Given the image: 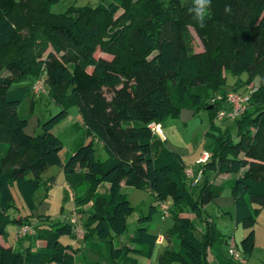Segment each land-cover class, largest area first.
Masks as SVG:
<instances>
[{
    "label": "trees",
    "instance_id": "1",
    "mask_svg": "<svg viewBox=\"0 0 264 264\" xmlns=\"http://www.w3.org/2000/svg\"><path fill=\"white\" fill-rule=\"evenodd\" d=\"M56 1L0 0V235L14 221L34 228L24 237L43 240L36 249L22 251L0 243V264H76L79 251L91 257L90 264H141L139 257L149 256L156 242L148 225L160 201L170 202L173 224L168 231L177 235L178 245L166 247L157 264H208V248L217 264H234L224 250L228 236L204 215L205 205L225 191L233 198L234 221L248 229L240 243L250 253L255 215L264 208V0H211L203 27L189 11L193 0H97L53 12L50 6ZM188 26L207 50L223 35L233 42L231 52L224 53L216 42L203 68L190 50ZM22 29L28 30L25 36L19 34ZM222 68L247 74L244 91H237L238 83L233 91L244 93L256 84L241 115L229 119L235 137L229 127L213 124L223 103L207 101L211 94L227 92ZM39 77L48 88L39 99L44 96L59 109L41 123V132L29 134L28 114L20 108ZM70 103L77 106L91 139L76 143L62 161V141L51 129L67 115ZM200 107L209 110L205 135L211 143L202 177L192 184L182 155L167 148L165 138L148 123L162 125L182 108ZM94 140L103 147L104 160L95 157ZM52 165L60 166L74 191L82 246L60 240L76 236L70 221L8 214L14 200L11 186L33 210L34 193L53 182L42 178ZM220 174L228 177L214 182ZM104 182L107 188L98 191ZM124 185L148 189L156 204L138 217L128 242L115 246L112 237L125 232L132 211ZM79 187L85 189L81 194ZM185 208L194 216L184 215ZM196 220L203 223L197 234Z\"/></svg>",
    "mask_w": 264,
    "mask_h": 264
},
{
    "label": "rangeland",
    "instance_id": "2",
    "mask_svg": "<svg viewBox=\"0 0 264 264\" xmlns=\"http://www.w3.org/2000/svg\"><path fill=\"white\" fill-rule=\"evenodd\" d=\"M96 3L97 0H58L51 4L50 9L53 12H63L70 6L79 7L83 5H95ZM119 13H121V10L117 11L114 16L116 17ZM26 33H28V30L26 29L19 31V34L24 36ZM188 34L190 50L192 53L198 56L200 64L203 68L206 67L208 60L213 54L211 49L213 44L220 42L223 52L226 54H229L233 47V42L221 35V39L213 41L211 48L207 50L202 45L200 39L191 26H188ZM221 75L225 77L224 84L222 85L223 90L232 91L233 87L238 83L240 85L239 87L237 86V91H244L245 87L243 85V81L246 78V72L234 75L230 71L224 72V69L222 68ZM252 85L256 86L255 83H252ZM30 92V97L27 101H25L22 108H20V111H23L22 113L24 114H28L26 115L28 120L25 126V131L29 134H35L42 131L41 123L51 114L55 113L59 109V106L47 101L44 96L39 99V95H44V93L34 92L32 89ZM209 94H211V92ZM32 100H35L36 103H34L33 107H31L29 111ZM66 109L67 115L51 129L52 132L56 134L62 141V148L59 151V156L62 161H64L69 156L76 143L81 140L89 141L91 139L89 135H85L84 133V127L80 122V115L75 103L68 104ZM210 121L209 110L206 107H200L196 110L183 108L180 115L174 117L169 116L163 120L162 130L167 138V143L173 146L174 149L184 151L185 148H190L189 150H191L194 146L193 139L195 137V139L200 141V147L197 150V153H200L201 151L203 153V150L209 151V145L211 143L210 138L205 135V130L210 126ZM213 122L214 126L220 129L229 127L231 134L235 137L236 126L232 120H219L214 118ZM93 146L95 157L100 161L104 160L106 158V153L101 144L94 140ZM186 157L187 156H185V158ZM42 178L45 180L52 178L53 182L46 187L43 184L39 186L38 190L34 193L33 201L35 207L33 210L28 209L24 205L16 186H11L14 200L13 205L8 209V214L10 217L17 218L22 216L28 217L30 220H34L38 216L49 215L50 217L56 218L61 222L69 221L71 215L74 214V209L77 208V205L73 199L74 191L68 186L60 166L52 165L48 167L42 173ZM106 187L107 183L104 182L97 187V190L101 192L104 191ZM83 190H85L84 187H79L77 192L81 194L83 193ZM122 190L125 193L130 205L132 206V211L126 217L125 232L119 236L114 235L112 237V241L115 246H119L125 242H128L129 236L133 233L135 227L138 224V217L146 215L148 213L149 206L151 204H156L153 194L146 188L139 189L129 185H124ZM225 194L226 193H222L220 196H224ZM168 203L170 205L169 201ZM88 206L89 203L82 206V208ZM232 212L233 210H231V213ZM183 214L191 215L192 212L189 208H185L183 210ZM227 214L223 218H221L220 215H214L212 218L216 222L218 229H220L225 235L230 236L232 233L234 234L237 248L241 252V256L244 258V262H242V264H264V208H259L255 215V223L252 227L254 234V245L250 253H244L240 243V240L246 235L248 229L243 228L240 224L237 225V229L234 228V221H232V219H230ZM162 216L163 215L161 214L160 210H157L153 213L152 221L148 225L149 231L153 233H157L162 229L167 231L168 228L172 226V217L169 215L164 217ZM195 222V232L197 234L198 228L200 227V222L197 220ZM16 227L17 225L14 221H10L5 226L4 237L7 238V242L12 246L13 249L22 251L24 248L30 247L31 250H34L37 246L43 243V240L33 237L30 239L27 237L18 239L16 236ZM60 240L64 243H70L72 245H82L83 243L81 238L77 236L74 238L61 236ZM102 246L104 247L105 245L102 244ZM225 251L227 254L226 256L232 259L228 255L227 249ZM87 259H91V257H88V255L84 256L81 251H79V253H77L75 256L77 264H87ZM140 259L142 262H144L145 257H141ZM102 260L104 259L102 258ZM232 261L234 264H239L238 261L233 259ZM44 264L56 263L46 262Z\"/></svg>",
    "mask_w": 264,
    "mask_h": 264
},
{
    "label": "built area",
    "instance_id": "3",
    "mask_svg": "<svg viewBox=\"0 0 264 264\" xmlns=\"http://www.w3.org/2000/svg\"><path fill=\"white\" fill-rule=\"evenodd\" d=\"M31 89L34 92L46 93L47 87L43 78L39 77L35 79L31 85ZM256 89L252 84L248 85V90L244 93H239L237 91H227L225 93H214L211 94L207 101L209 103H215L221 101L223 104L216 109L215 119H234L241 115L244 111L246 104L248 102L249 95ZM150 130L157 135L159 138L164 139L162 132V125L160 122L151 121L148 123ZM209 155L208 151L203 152L200 158L195 162L196 166L188 165L184 169V174L186 177L191 179L192 184L197 183L202 177L201 164L207 159ZM169 203L168 201H160L158 204V209L163 216L169 215ZM73 225V231L75 235L79 238L83 236V229L81 221L78 216L74 213L71 215L69 220ZM34 228L30 224H20L16 227L17 238H22L26 235L33 234ZM227 253L235 261L244 262V258L241 256L239 249L237 248L235 239L232 235L228 236L227 239ZM147 264H150L147 262Z\"/></svg>",
    "mask_w": 264,
    "mask_h": 264
},
{
    "label": "crops",
    "instance_id": "4",
    "mask_svg": "<svg viewBox=\"0 0 264 264\" xmlns=\"http://www.w3.org/2000/svg\"><path fill=\"white\" fill-rule=\"evenodd\" d=\"M182 109L180 110L179 115H180V113H182ZM162 127H163V121H162ZM162 132H163V130H162ZM163 135L165 137V146L167 148L179 152L182 155V157L184 159V162L187 164V166L188 165H194V166H196V164H195L196 160L198 158H200L201 155L203 154L202 151L200 153H197V150L200 147V145H199L200 144L199 143L200 141L198 139H195V137H194V139H193L194 146H193V148L191 150H189L190 148H185L184 151H179L177 149H174L173 146H171L169 143H167V138H166V136H165L164 133H163ZM204 151H206V150H203V152ZM185 156H187V157L185 158ZM227 177H228V174H220L213 181L214 182H219L220 180L225 179ZM224 193H226L224 196H218L216 198H213L210 203H208L207 205H205V213H204V215L207 216V220L208 221L215 222L214 219L212 218V216H214V215L215 216L216 215L217 216L220 215L221 218H223L227 214V213H224V211L228 212L227 215L230 217V219H232V221H234V218H233V212H234L233 198H232V196L230 195V193L228 191H225ZM229 208L231 210H233L232 213H231V210ZM191 215L194 216L193 214H191ZM191 215H189V216H191ZM162 217H164V216H162ZM215 224H216V222H215ZM237 225L238 224L234 221V228L237 229ZM201 226H203V223L200 221V227L198 228V230H200ZM216 227H217V224H216ZM155 234L157 235L156 242H155L153 248L151 249L150 255L149 256H140L139 257V261H140L141 264H147V262H149L150 264H157V260H158L159 254L166 247H177V245H178L177 235L174 234V233H170L168 230L166 231V230H163L162 229L161 231H158ZM231 235L234 237V234L233 233ZM226 237H227V235H226ZM0 243L3 244V245H5V246L12 247L7 242V238L4 237V236H2V235H0ZM74 246L75 247H78V246H82V245H74ZM226 248H227V244L225 245L224 250H226ZM82 251H84V250H82ZM141 257H145L144 262L141 261V259H140ZM206 258H207L208 264H217V261L213 257V254H212V252L210 251L209 248H208V252H207ZM90 262H92L91 259H87L86 260V263L87 264H90Z\"/></svg>",
    "mask_w": 264,
    "mask_h": 264
},
{
    "label": "clouds",
    "instance_id": "5",
    "mask_svg": "<svg viewBox=\"0 0 264 264\" xmlns=\"http://www.w3.org/2000/svg\"><path fill=\"white\" fill-rule=\"evenodd\" d=\"M194 6L189 9L191 13L194 14V18L200 23V26H204L205 16L210 7L211 0H193ZM230 9L226 8L225 11H229Z\"/></svg>",
    "mask_w": 264,
    "mask_h": 264
},
{
    "label": "water",
    "instance_id": "6",
    "mask_svg": "<svg viewBox=\"0 0 264 264\" xmlns=\"http://www.w3.org/2000/svg\"><path fill=\"white\" fill-rule=\"evenodd\" d=\"M210 107V106H209Z\"/></svg>",
    "mask_w": 264,
    "mask_h": 264
}]
</instances>
